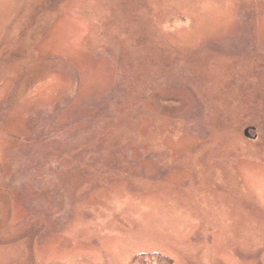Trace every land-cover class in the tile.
I'll return each instance as SVG.
<instances>
[{
    "label": "rangeland",
    "instance_id": "1",
    "mask_svg": "<svg viewBox=\"0 0 264 264\" xmlns=\"http://www.w3.org/2000/svg\"><path fill=\"white\" fill-rule=\"evenodd\" d=\"M151 252L264 264V0H0V264Z\"/></svg>",
    "mask_w": 264,
    "mask_h": 264
},
{
    "label": "trees",
    "instance_id": "2",
    "mask_svg": "<svg viewBox=\"0 0 264 264\" xmlns=\"http://www.w3.org/2000/svg\"><path fill=\"white\" fill-rule=\"evenodd\" d=\"M133 264H174L173 260L159 252L139 253L134 256Z\"/></svg>",
    "mask_w": 264,
    "mask_h": 264
},
{
    "label": "water",
    "instance_id": "3",
    "mask_svg": "<svg viewBox=\"0 0 264 264\" xmlns=\"http://www.w3.org/2000/svg\"><path fill=\"white\" fill-rule=\"evenodd\" d=\"M249 129H250V128H246V129H245V133L247 134V136H249V135H248V130H249Z\"/></svg>",
    "mask_w": 264,
    "mask_h": 264
}]
</instances>
